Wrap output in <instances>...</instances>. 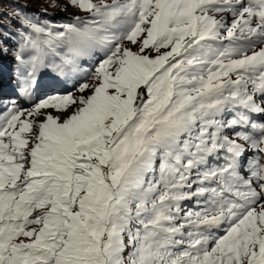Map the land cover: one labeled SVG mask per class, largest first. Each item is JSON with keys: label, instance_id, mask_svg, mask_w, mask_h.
<instances>
[{"label": "snow or ice", "instance_id": "6c2138e0", "mask_svg": "<svg viewBox=\"0 0 264 264\" xmlns=\"http://www.w3.org/2000/svg\"><path fill=\"white\" fill-rule=\"evenodd\" d=\"M67 6L0 11V264H264V0Z\"/></svg>", "mask_w": 264, "mask_h": 264}, {"label": "rangeland", "instance_id": "374dc122", "mask_svg": "<svg viewBox=\"0 0 264 264\" xmlns=\"http://www.w3.org/2000/svg\"><path fill=\"white\" fill-rule=\"evenodd\" d=\"M50 0H0V11L2 12H11L14 8H19L22 11L26 12L29 16L35 15L36 18L39 19H48L53 23L59 24V23H67L71 22L73 14L76 13V9L72 8L71 6H67L66 10L61 11L59 8L55 7H48V3ZM58 3L66 4V0H57ZM27 5L26 8L23 6ZM47 8V12L43 11L42 9ZM6 23V22H5ZM10 29L13 30V35L11 38L7 41V43L4 44V47L7 49L6 53H0V64H5V69L7 71V74L5 73L1 77H5L6 75H9L14 80V87L13 89L17 90L18 84L21 82L20 77V69L17 65L15 59H14V51L16 43L18 42V37L15 36L14 30L18 25L16 24L15 20L11 22V24L8 25ZM94 62L92 61H84L82 62V69L84 72H87L88 70H91L94 68ZM57 74L52 70L51 66L45 69H41L38 71L36 76V85H35V91L34 96L36 97H44L49 94H54L55 92H65V91H73V81H65L63 80L64 85H60V87H46L43 89H39L40 84L44 81V78L50 77L54 78ZM84 75H81V82H84ZM38 88V89H37ZM0 99H3L4 101H13L17 99L16 94H12L10 96H5L0 93ZM25 106H28L27 104Z\"/></svg>", "mask_w": 264, "mask_h": 264}, {"label": "bare ground", "instance_id": "6f19581e", "mask_svg": "<svg viewBox=\"0 0 264 264\" xmlns=\"http://www.w3.org/2000/svg\"><path fill=\"white\" fill-rule=\"evenodd\" d=\"M7 74V71L5 69V64H0V92L3 95H11L13 92L16 93V96H18L17 90L13 89L14 87V80L9 76L6 75L5 77H1L4 74ZM63 77H60L56 75L53 79L50 77L44 78V81L40 84L39 89H43L46 87H60V85L63 84ZM38 89V88H37Z\"/></svg>", "mask_w": 264, "mask_h": 264}, {"label": "trees", "instance_id": "16d2710c", "mask_svg": "<svg viewBox=\"0 0 264 264\" xmlns=\"http://www.w3.org/2000/svg\"><path fill=\"white\" fill-rule=\"evenodd\" d=\"M31 16H33V17H37V16H35V15H31Z\"/></svg>", "mask_w": 264, "mask_h": 264}]
</instances>
